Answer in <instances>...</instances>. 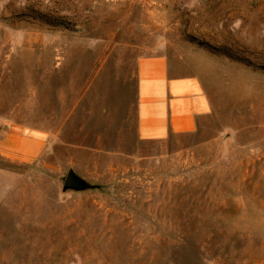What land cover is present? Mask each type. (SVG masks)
I'll return each mask as SVG.
<instances>
[{
	"label": "rangeland",
	"instance_id": "374dc122",
	"mask_svg": "<svg viewBox=\"0 0 264 264\" xmlns=\"http://www.w3.org/2000/svg\"><path fill=\"white\" fill-rule=\"evenodd\" d=\"M160 53L216 111L142 141ZM5 133L29 153L0 151V264H264V0H0Z\"/></svg>",
	"mask_w": 264,
	"mask_h": 264
},
{
	"label": "crops",
	"instance_id": "0c3cea01",
	"mask_svg": "<svg viewBox=\"0 0 264 264\" xmlns=\"http://www.w3.org/2000/svg\"><path fill=\"white\" fill-rule=\"evenodd\" d=\"M136 79V131L142 141H164L173 135L192 134L204 118L216 111L214 96L202 77L177 72L164 54L141 57ZM17 137V133L1 136V153L8 157L29 153L27 143L20 149ZM29 141L33 152L42 142L40 138Z\"/></svg>",
	"mask_w": 264,
	"mask_h": 264
},
{
	"label": "water",
	"instance_id": "95a60500",
	"mask_svg": "<svg viewBox=\"0 0 264 264\" xmlns=\"http://www.w3.org/2000/svg\"><path fill=\"white\" fill-rule=\"evenodd\" d=\"M98 188L97 186L90 184L85 181L82 177L77 175L73 170H70L66 176L63 191H73V192H82L89 189Z\"/></svg>",
	"mask_w": 264,
	"mask_h": 264
}]
</instances>
